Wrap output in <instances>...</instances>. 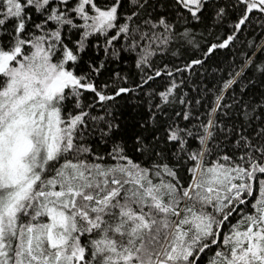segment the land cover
Returning <instances> with one entry per match:
<instances>
[{"label":"snow or ice","instance_id":"obj_1","mask_svg":"<svg viewBox=\"0 0 264 264\" xmlns=\"http://www.w3.org/2000/svg\"><path fill=\"white\" fill-rule=\"evenodd\" d=\"M0 264H264V0H0Z\"/></svg>","mask_w":264,"mask_h":264}]
</instances>
